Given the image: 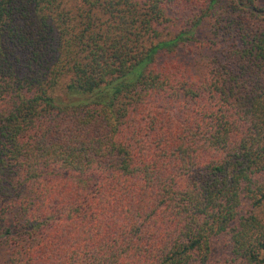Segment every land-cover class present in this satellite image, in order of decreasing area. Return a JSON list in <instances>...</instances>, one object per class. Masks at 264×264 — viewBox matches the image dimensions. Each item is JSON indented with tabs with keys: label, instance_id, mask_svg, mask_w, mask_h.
I'll return each mask as SVG.
<instances>
[{
	"label": "trees",
	"instance_id": "1",
	"mask_svg": "<svg viewBox=\"0 0 264 264\" xmlns=\"http://www.w3.org/2000/svg\"><path fill=\"white\" fill-rule=\"evenodd\" d=\"M0 238L264 264V0H0Z\"/></svg>",
	"mask_w": 264,
	"mask_h": 264
},
{
	"label": "rangeland",
	"instance_id": "2",
	"mask_svg": "<svg viewBox=\"0 0 264 264\" xmlns=\"http://www.w3.org/2000/svg\"><path fill=\"white\" fill-rule=\"evenodd\" d=\"M1 239V238H0ZM8 244V243H7ZM8 249V245L6 246V243L4 241L0 240V254L2 253L3 250ZM8 251V250H7Z\"/></svg>",
	"mask_w": 264,
	"mask_h": 264
}]
</instances>
